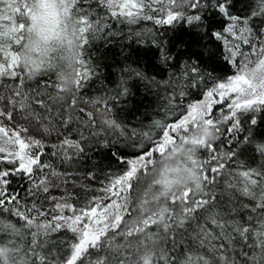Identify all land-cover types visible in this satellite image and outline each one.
I'll return each mask as SVG.
<instances>
[{"label":"snow or ice","instance_id":"obj_1","mask_svg":"<svg viewBox=\"0 0 264 264\" xmlns=\"http://www.w3.org/2000/svg\"><path fill=\"white\" fill-rule=\"evenodd\" d=\"M50 7H58L50 15L57 27L63 16L61 32L70 33L67 45L77 49L70 87L62 78L59 50L46 59L30 54L34 9L48 14ZM210 7L228 21L212 37L226 50L234 71L214 78L195 66L186 68L187 86L199 88L201 98L174 107L185 93L169 97L166 116L183 109L176 121L155 120L148 131L128 130L111 118L106 100L85 101L79 95L92 75L83 51L111 27L105 15L129 24L147 20L174 27L199 23ZM253 57L264 65V32L254 36L248 19L231 15L220 0H60L58 6L0 0V212L23 221L17 227L0 219V233L9 237L0 240V264H264V165L244 168L233 148L221 151L217 143L227 147L264 112V91L257 94L244 71ZM48 73L54 79H44ZM257 87L264 89V82ZM126 93L121 86L112 99ZM94 124L93 135L111 130L132 141L129 146H146L147 151L134 159L120 158L124 169L108 174L99 194L76 206L71 193L52 194L67 184V174L45 158L70 163L84 151L80 126ZM74 128L80 139L69 135ZM152 129L160 130L158 139ZM257 150L264 156V145ZM154 153L159 159H153ZM178 155L192 183L172 188L166 177L155 181L157 163ZM234 158L235 170L228 167ZM180 170L164 168L165 173ZM16 175L31 184L28 204L10 187V177ZM221 176L225 190H231L224 204L216 196ZM62 232L71 233L67 243L63 236L53 239Z\"/></svg>","mask_w":264,"mask_h":264},{"label":"trees","instance_id":"obj_2","mask_svg":"<svg viewBox=\"0 0 264 264\" xmlns=\"http://www.w3.org/2000/svg\"><path fill=\"white\" fill-rule=\"evenodd\" d=\"M220 2L227 5L231 15L241 20L248 19L254 36L257 32H264V12L261 11L264 4H261L260 0ZM95 7L98 12L104 13L105 10L99 5ZM104 19L110 21L111 27L98 33L83 51V57L92 69V75L79 95L85 101L106 100L111 108V118L128 130L148 131L155 120H165L169 123L176 121L183 109L167 116L165 111L168 98L178 95L181 90L185 95L174 103V107L201 98L199 88L187 86L186 68L195 66L206 77L214 78L226 77L234 71L228 62L226 50L212 37L213 32L221 31L228 23L216 8L204 9L199 23L189 25L178 22L174 27L155 25L147 20L129 24L111 18L110 15H105ZM256 47L258 48L259 44ZM247 48V45H242L243 50L246 51ZM136 72L140 75L132 74ZM49 77L54 79V74L48 73L43 78ZM121 86L127 88V93L113 100L112 97L116 96ZM103 106L102 104L100 107ZM87 119L90 118H86L85 123ZM257 120L255 126H247L237 140L230 141L227 147L223 145V141L217 142L221 144V151H227L228 147L233 148L244 168L249 165L260 168L264 165V156L257 150L258 145H264V112L257 116ZM96 127L95 124L92 128L80 126L79 130L83 131L84 135V139L80 141L84 151L77 153L70 163H65L56 156L45 158L67 174V184L53 189L52 194L59 197L62 193H71V203L76 206H82L90 197L98 195L100 182L104 181L108 174H117L124 169L125 164L120 158L134 159L147 151L146 146H129L132 141L111 130L93 135ZM159 132V129H152L153 137L158 139ZM69 135L80 139L75 128ZM153 159H159L158 154L154 153ZM235 159L228 162L230 169L235 170ZM151 168L150 165L147 171H151ZM138 175L140 179L147 180L146 175ZM10 179V187L20 195L22 203H30L27 195V190L31 188L29 181L23 175L12 176ZM230 195L231 190H225L224 177H219V186L216 188L217 201L224 204ZM237 199L248 203L244 197ZM45 207L50 208V202L46 203ZM0 219L11 221L17 227L23 225V221L11 212H0ZM57 236H63L66 243L72 238L71 233L67 232L56 234L53 239ZM7 239L9 237L6 234L0 233V240Z\"/></svg>","mask_w":264,"mask_h":264},{"label":"clouds","instance_id":"obj_3","mask_svg":"<svg viewBox=\"0 0 264 264\" xmlns=\"http://www.w3.org/2000/svg\"><path fill=\"white\" fill-rule=\"evenodd\" d=\"M41 2L58 6L60 0H29L30 6ZM58 10V7L56 9L50 7L47 10L48 14H45L40 9H34L36 12V22L30 37V48L32 49L30 54L36 58L46 59L47 54H50L54 49L59 50L58 54H62L63 56V60L61 61L62 78L68 81V86L70 87L77 49L75 45L71 48L67 45V37L70 33L61 32L63 27V16L61 15V24L57 27L55 25L56 18L50 15V13ZM244 71L247 72L248 79L252 82L253 86L257 88V94L264 91V89L257 87L261 82H264V65H259V58H253V62L249 63ZM165 167L168 169L179 167L181 170L179 172L165 173ZM183 168L184 164L179 155L173 159H164L162 163H157L155 181H161L166 177L171 181L172 188L192 183L190 174L183 171Z\"/></svg>","mask_w":264,"mask_h":264},{"label":"rangeland","instance_id":"obj_4","mask_svg":"<svg viewBox=\"0 0 264 264\" xmlns=\"http://www.w3.org/2000/svg\"><path fill=\"white\" fill-rule=\"evenodd\" d=\"M260 46V45H259ZM253 58H255V57H253ZM67 214V213H66Z\"/></svg>","mask_w":264,"mask_h":264}]
</instances>
